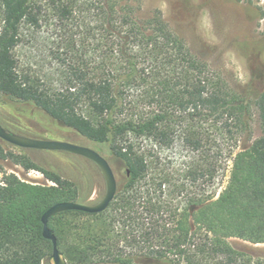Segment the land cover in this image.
Segmentation results:
<instances>
[{"label":"trees","instance_id":"16d2710c","mask_svg":"<svg viewBox=\"0 0 264 264\" xmlns=\"http://www.w3.org/2000/svg\"><path fill=\"white\" fill-rule=\"evenodd\" d=\"M141 9V0H0V101L42 111L87 141L109 145L125 170L104 212L49 219L57 248L68 264H252L228 240L264 245V89L247 97L231 88L158 12L143 18ZM24 25L54 32L59 85L19 69ZM129 136L151 144L133 146ZM218 138L231 146L206 149ZM174 142L193 156L162 158ZM8 158L51 185L1 172L0 264H48L52 245L41 217L55 204L78 202V189L0 145V159ZM222 166L229 176L218 192Z\"/></svg>","mask_w":264,"mask_h":264},{"label":"rangeland","instance_id":"374dc122","mask_svg":"<svg viewBox=\"0 0 264 264\" xmlns=\"http://www.w3.org/2000/svg\"><path fill=\"white\" fill-rule=\"evenodd\" d=\"M141 4L139 16L147 18L158 12L171 30L184 40L190 52L206 63L212 72L222 76L231 88L247 97H254L264 89V0H141ZM53 34L51 30L33 31L24 25L16 57L21 71L59 85L62 83L63 65L60 59H54V48L58 44L54 42ZM253 114L252 139H256L260 135V127L257 113L253 111ZM0 125L9 132L25 137L91 148L110 164L117 181V192L126 182L125 170L112 156L109 145L87 141L42 111L23 104L0 101ZM128 140L136 147L151 144L145 138L129 136ZM244 142L241 140L240 146ZM210 143L205 144L206 149L212 148L216 152L231 146L223 144L220 138ZM0 145L7 152L23 153L39 167L74 183L78 189L79 203H97L105 194V182L100 170L86 158L65 151L24 149L21 152L2 140ZM160 155L166 160L178 162L187 160L193 153L186 145L174 142ZM220 159L223 164L224 155ZM1 172L14 174L29 184L51 185L40 172L25 171L9 158L0 159V178ZM228 176L229 167L223 169L222 166L215 182L218 192ZM228 242L234 250L244 255L245 261L264 264V245H253L237 238H230ZM136 262L165 264L147 258H139Z\"/></svg>","mask_w":264,"mask_h":264},{"label":"water","instance_id":"95a60500","mask_svg":"<svg viewBox=\"0 0 264 264\" xmlns=\"http://www.w3.org/2000/svg\"><path fill=\"white\" fill-rule=\"evenodd\" d=\"M0 140L20 149L65 151L92 161L100 170L105 182V194L99 202L93 204H82L79 202L58 203L47 209L41 217L43 238L50 241L52 245V252L48 258L49 264H68L57 248V240L53 231L48 227L49 219L60 213L69 211H78L87 214L104 212L117 194V181L110 164L103 156L91 148L76 146L66 142L25 137L7 131L1 125ZM126 174L129 176V171Z\"/></svg>","mask_w":264,"mask_h":264}]
</instances>
